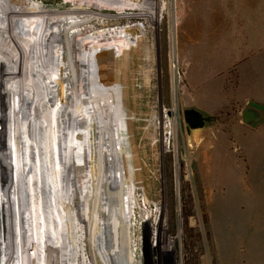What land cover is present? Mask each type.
I'll use <instances>...</instances> for the list:
<instances>
[{"label":"rangeland","instance_id":"374dc122","mask_svg":"<svg viewBox=\"0 0 264 264\" xmlns=\"http://www.w3.org/2000/svg\"><path fill=\"white\" fill-rule=\"evenodd\" d=\"M25 1L31 8L42 10L62 11L79 6L66 0ZM144 1L133 3L143 5ZM156 12L159 21L152 24L131 12L96 13L98 22L121 19V28L129 30L119 35L126 37L129 48L141 42L143 50L148 47L152 51L147 57L137 52L124 55L113 52L114 59L106 50H101L95 58L102 81L118 85L125 111L124 145L112 150L117 156H112L117 166L114 175L124 198L122 213H117L124 223L119 227L120 235L125 230L124 236L116 238L114 246L120 250L115 255L118 261L122 255L124 264H264V121L249 126L241 119L246 102L264 107V0H158ZM28 16L33 20L32 14ZM78 19L67 17L64 21L70 22L69 25L61 24V47L55 50L51 45L45 51L48 58L59 60L72 75L62 74L50 58L40 64L48 95L44 99L46 103L43 102L49 112L48 118L31 117V122L41 125L42 130L36 136L34 130H29L30 142L24 137L29 134V127L26 129L23 120L30 112L23 106L19 115V100L13 103L11 138L14 134V139L7 142L5 133L0 130V173L4 171L0 178V196L3 194L2 203L8 205V191L4 192L7 181H3V175L9 173L11 179L17 173L14 188L17 202H20L18 179L21 178L24 206L28 204L36 210L34 219L40 217L39 226L42 222L45 224L46 216L38 210L37 198L31 194V168L25 167L26 174L21 171L24 154L30 157L31 163L38 157L32 145L37 137L39 145L43 144L40 150L45 157V190L51 204L47 214L59 231L62 253L67 257L65 264H74L73 258L83 253L82 244L71 245V238L75 230L78 235L83 233L80 226L86 222L99 264H108L101 248L104 233L98 220L103 210L100 190L105 179L103 159L98 153L106 149L100 130L93 132L90 120L81 116L79 128L74 129L73 135L69 133L66 140L55 123L59 109L64 107L58 106L59 98H63L70 87L76 88L71 36L81 40L92 34L91 30L80 35L78 29L69 28L76 25ZM37 21L31 29V37L34 35L40 48L39 16ZM109 26L111 24L106 27ZM48 32L52 42L55 33L50 26ZM132 59L135 64H130ZM145 60L148 63L143 65ZM53 72L54 77L50 78ZM17 74H13V79L20 82ZM1 86L2 78V105L9 98L3 97L8 90ZM80 102L86 105L81 98ZM184 107L204 111L210 116L209 122L187 133ZM86 109L88 114L92 113L91 108ZM91 122L95 123L93 119ZM1 137L10 151H1ZM25 140L32 145L26 151ZM11 160L15 164L9 168ZM30 162L26 164L30 166ZM61 162L63 167H60ZM126 178L134 184L130 193L126 190ZM34 180L37 181L38 176ZM56 186L63 206L73 219L68 217L64 207L63 219H58L60 213L53 199ZM12 210L13 238L23 230L18 229L17 203H12ZM70 212H76L81 220H75L76 214ZM39 230L41 234L44 232L43 227ZM50 233L54 238L53 228ZM27 239L31 250V244L37 243L36 238L32 242L29 236ZM109 243L105 250L113 258L115 251L109 249Z\"/></svg>","mask_w":264,"mask_h":264},{"label":"bare ground","instance_id":"6f19581e","mask_svg":"<svg viewBox=\"0 0 264 264\" xmlns=\"http://www.w3.org/2000/svg\"><path fill=\"white\" fill-rule=\"evenodd\" d=\"M134 1L135 0H66V2L73 3V5L80 6L82 4H85L88 7L81 8L78 6L74 9L72 8L57 11L50 9L42 10L31 8L27 5V2L25 0H3L2 2L0 0V78H2L3 81V87L1 86V89L5 88L8 90L4 92L3 97L9 98V101L7 99V101H5L2 105L0 104V130L1 132H3V134L5 133L4 136H6L5 139L7 140V142L8 139L12 140L15 136L13 134V138H11V126L13 124L15 114V105L13 103L16 100H19L21 103V106H19V115L23 109V106L25 110L31 113V115L30 113H28L23 120V124L26 125V129L28 127L30 128H28L27 132L29 133V130L32 129L34 130V134L36 136L43 128L37 123H32L34 121L31 122V120H33L31 119V117L36 118L39 116L40 118V115L41 117H47L49 112L48 106L44 104V99L47 98L48 95L45 90L46 79H43L44 72L40 69V64L45 62V60L48 62V59L50 57L48 58V56L45 55V51L47 49H50L51 45L55 50H57L56 48L61 47V44L63 43L61 41L60 30L62 22H65V25H69L70 22H66L64 20L67 17H77L79 18L77 20V24H72L69 26V28L78 29L80 35L92 30V34L89 35V37H86V39L84 38L85 40H77L75 38L76 36H73V34L71 36L73 62L76 71V88L75 90H72L70 87L69 91H67L66 94L63 95V98H59L60 105L58 106L60 107L62 105L64 107L63 109H59L60 111L57 117L58 119H56L55 123L56 128H58V130L60 128V135L61 133L62 135L65 134L66 140H68L67 137H69V133L73 135L74 129L79 128L78 124L81 123V116H84L85 118H88L90 120L89 126L93 132L95 131V129L100 130V139L103 143L102 145L106 147V149H103L102 152L98 153L100 159H103L102 171H104L105 178L104 181H102V190H100V193L102 194L101 198H103V210L101 211L98 220L99 226H101V229L103 230L102 232L104 233V243L101 248L104 257L106 258L105 260L108 261V264H124L125 261L122 255V258L120 257L121 259L119 261V258H117L115 255L116 253L118 254L120 249L116 245L115 247L114 243H116V238L118 239L121 238L122 235L124 236L125 230H123L122 235H120L119 227H122L124 223L122 224L123 217H120V215L118 216L117 213H119V211H121L122 213V204L124 198H122L123 191L121 190L119 182L116 179L117 176L115 178L114 175V169L117 167L115 159H112V156L117 158V156H115L116 153L113 154L114 150L117 148H121L122 145H124L123 141L125 140V111L121 105L122 101L120 102L121 97L118 85L114 82L102 81L100 76L101 74L97 71L98 67L96 68L95 58L97 53L101 50H106V53L110 54L114 59H116V56L111 54L113 52H117L116 54L118 55H124L125 53L132 54L137 52L138 55L141 54L142 56L147 57L152 53V51L148 47H145V49L143 50V44L141 42L135 48H129L126 37L124 35H119L129 30V28H125L126 30H123L121 28V19L115 18L110 19L112 21L103 20L101 22H98L96 20V13L102 12L104 10L117 11L119 13L131 12L130 14H132L133 16H142V19H145L148 23H158L159 19L157 18L156 12L158 0H145L143 5H136L133 3ZM30 14H32L31 17L33 18V20L31 21L30 18L26 17ZM38 16L41 19V28L39 33L41 38L39 42L40 48L37 46V43L33 38L34 35L31 37V34H33V31L31 29L35 23H38ZM109 24H111V26L106 27ZM95 25H100V27L104 28H102V30L97 29ZM49 26L51 27V32L53 30V32L55 33V39H52V42L48 34ZM19 49H21L22 51L20 52ZM50 62L55 64V66H57L65 76L70 77L72 75L70 74V72L66 71L67 67L64 64L60 63L59 60H56V58H50ZM147 63L148 60H145L143 65H146ZM130 64H135V60H130ZM35 67L36 70H34ZM14 73H18L17 75L19 76V78H21L20 82L13 79ZM54 74L55 72H53L52 76L50 75L49 77H54ZM80 98L83 99L84 102H86V105L80 102ZM55 104L57 105V103ZM86 107L91 108L92 113L88 114V110L86 109ZM56 112H58V110H56ZM92 119L93 121H95L94 124L91 122ZM24 130L22 131L24 132ZM29 135L30 133L26 136L24 134V137L27 138L28 141L30 139ZM36 138L37 137H34V143L32 142V145L38 153L37 159L35 158L36 161H38L31 163L30 157L27 156L28 161L30 162V166H28V164H26L28 161L26 155L24 154V166H22L21 171L26 174L25 167L31 168V172L33 174V179L30 181L31 194H33V196L37 198L38 210L40 209L41 213H44V217L46 216V225L42 222V226H39L38 221L40 217H37L36 220L34 219L36 210H34V208L30 207V205L28 204L24 206V200L22 199L21 195V191L23 188L21 178L18 179V183L20 182L21 185V187L18 188V194H20V202H17L18 197L15 193L16 190L14 191V188L15 183L17 182L18 174L15 173V177L11 176V179L9 178V173H6L7 176L3 175V181H7L6 185L4 183V187H7L9 189L7 190L6 188V191L4 192L8 191L6 195L10 202L8 205L3 204V201L1 200L3 194L0 196V264H65L67 260V257L64 255V253H62L63 244L59 239L60 235H57L59 231H57V227L54 226L51 216L47 214L50 212L51 204L47 196L48 194L46 195L45 190V188L47 189V185L45 184L44 180L45 169L43 167L45 157L40 150L43 144H41L40 146L39 141H37ZM3 140V137H1V151H3L4 149L10 151V149L8 148L9 145L7 144V142H5L6 145L4 146ZM20 140L21 136L18 141ZM27 140H25V143H23L25 145V151L26 148H31L30 146H32L27 142ZM116 160L119 161V159ZM13 161L11 160L9 162V168H12V165L15 164L12 163ZM63 166L64 164L61 162L60 167ZM69 167L72 168L71 166H68V168ZM3 172L4 171H1V173ZM34 172L36 173V176H38L39 182L38 180H34L36 177ZM1 173L0 178H2ZM75 179H77V181L81 183V181H79V177H76ZM124 180L126 182V190L130 193L131 190H134V184L130 179L127 180L126 178ZM56 189L54 190L53 199L55 202V206L60 213V218L58 217V219L62 220L63 213L61 210L64 207L63 199L60 190H58V186H56ZM12 203H17L18 205V211L16 212L18 229L23 230L22 233L18 232L17 237L14 236L15 238H12L11 235V215L13 211ZM104 205H107L108 207ZM34 207L36 208V204ZM106 208L108 211H106ZM64 210L69 217V212L67 211L66 206L64 207ZM75 214L76 217L74 219H79V215L76 212ZM75 214L71 213V215ZM69 218L73 219L72 217ZM86 223H82L83 226H80L82 231L84 230L83 233L78 235L77 231L75 230L74 235H72L71 245L76 244L77 246V244H82L83 247V253L78 254L75 258H73V262L74 264H99V258L96 255L95 245L91 241V234L89 232L90 230L87 232L88 226ZM71 225L73 226V224ZM39 227L40 229L41 227H43L44 232L42 234L41 230H39ZM51 228H53L55 232V237L57 235V239L55 237H50ZM117 229L119 231L118 236L116 237ZM27 236H29V239L31 238L30 242H32L34 238H36L37 243L36 245L34 244V242L33 244H31V250L28 246L29 240L27 239ZM108 242H110L109 249L115 251V253L113 254V258L109 257V252L105 250V248L108 247Z\"/></svg>","mask_w":264,"mask_h":264},{"label":"water","instance_id":"95a60500","mask_svg":"<svg viewBox=\"0 0 264 264\" xmlns=\"http://www.w3.org/2000/svg\"><path fill=\"white\" fill-rule=\"evenodd\" d=\"M183 117L187 133L201 129L210 120V116L196 107H184ZM241 119L247 125H257L264 121V107L246 102L241 110Z\"/></svg>","mask_w":264,"mask_h":264}]
</instances>
